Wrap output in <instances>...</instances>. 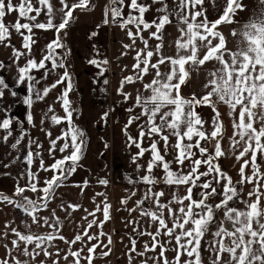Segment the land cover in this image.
I'll use <instances>...</instances> for the list:
<instances>
[{
    "label": "snow or ice",
    "instance_id": "6c2138e0",
    "mask_svg": "<svg viewBox=\"0 0 264 264\" xmlns=\"http://www.w3.org/2000/svg\"><path fill=\"white\" fill-rule=\"evenodd\" d=\"M211 3L218 13L214 20L207 15L205 0H110L103 9L102 23L117 25L125 31L131 43L124 44L123 48L135 52L131 74L120 81L117 93L125 101L133 100L127 109L129 113L140 109L129 116L122 131L128 147L138 150L132 162L138 171L145 172L139 180L129 178L128 182L147 187L141 196L132 191L120 203L131 217L124 221L125 226H131L136 236H147L149 240L138 250L137 239L129 234L130 247L125 246L124 252L127 264H136L137 257L141 258L140 264H264V0H257V9L244 23L237 19L247 9L244 0H223L222 6L217 0ZM93 7V0H0V45L12 48L13 62L17 64V87H26L23 103L28 109L27 123L35 126L31 111L34 103L44 100L63 84L65 87L57 102L64 115L54 114V108L49 106L41 124L50 119L54 125H66L55 138L46 131L49 141L46 152L53 162L48 164L44 159L40 151L42 143L29 139L24 156L27 169L18 177L12 196L0 192V203L13 205L31 220V224L24 222L22 230L11 227V223L4 225L5 231L0 237H6L10 230L15 238L9 241L11 248L9 243L3 244L5 254L0 257V264H94L97 256L106 259L114 254L113 233L104 231L105 224L112 219V205L106 193H96L104 199L99 203L93 200L96 207L92 211L84 209L86 214L81 219L87 223L80 225L71 239L62 234L63 222L56 209L49 210L57 190L67 186L66 182L77 172L87 147L86 133L74 122L77 110L70 99L74 84L66 63L71 51L61 33L74 22L77 10ZM150 12L155 13L151 20L146 18ZM12 13H16V18L6 22L5 18ZM174 22L178 35L166 43L165 29ZM237 24L240 27L230 31L235 38L234 47H230L220 26ZM36 30L54 34L39 60L33 55ZM13 32L22 38L21 48L12 45ZM145 32L148 38L144 37ZM137 40L142 48L136 47ZM150 40L155 43L150 44ZM121 55H127V51ZM22 57L27 60L20 66ZM88 63L97 67L98 74L103 76L110 62L91 58ZM210 63L213 66L206 73L203 93L183 95L182 86L191 72ZM5 67L0 62V69ZM57 69L63 72L56 81L37 87L41 80L32 74L34 71L44 70L42 79H47ZM149 76L151 79L144 82ZM138 82L142 83V90H137L134 97L124 91L127 85ZM103 83L107 85L109 81L104 79ZM8 87L0 78V101ZM11 95L15 97L17 93L12 91ZM220 105L226 106V115L231 117L232 134L227 140L232 155L240 163V178L235 182L217 163L229 154L223 146L225 113L220 111ZM203 108L211 109L213 115L205 119L199 111ZM49 113L53 114L49 117ZM107 115L104 113L101 119L106 120ZM14 123L11 116L0 118L3 133L0 143H8L13 137ZM134 123L138 129L136 136L129 132ZM26 135L22 132L15 137L11 148L17 149ZM146 139L148 147L143 146ZM170 151L171 160L166 159ZM146 153H150V159L146 165L139 164ZM19 159L17 156L12 162ZM173 164L177 166L175 169ZM154 169H160L163 174L156 175ZM41 171L51 175L41 179ZM20 179L25 181L23 186ZM88 183L85 180L74 186L81 188L83 194ZM98 183L107 186L109 182L100 179ZM245 184L252 185L246 200L241 198ZM27 191L41 195L39 199L29 198L24 195ZM133 197H137L135 206L127 208ZM215 197L219 199L213 200ZM236 200L244 207L231 206ZM58 207L70 216L81 205L61 201ZM45 210L49 215L40 216ZM133 212H138V217H132ZM31 225L47 226L49 231L33 232ZM213 225L216 228L211 232L213 239L209 243L206 237ZM94 227L96 232L91 231ZM56 241L67 247L61 248ZM13 251H18L19 256L13 255ZM169 251L174 253L172 258L167 255ZM205 251L210 253L207 262L203 256Z\"/></svg>",
    "mask_w": 264,
    "mask_h": 264
},
{
    "label": "crops",
    "instance_id": "0c3cea01",
    "mask_svg": "<svg viewBox=\"0 0 264 264\" xmlns=\"http://www.w3.org/2000/svg\"><path fill=\"white\" fill-rule=\"evenodd\" d=\"M148 2H150V0H148ZM93 3L95 7L91 10H77L74 14L76 19L65 32L69 49L71 51V55L67 58L66 63L71 69L70 72L74 84V91L70 93V99L79 109L77 123L86 133L87 147L85 148L84 158L81 160L77 172L66 182L67 186L61 187L57 190L56 198L49 204V210L52 208L56 209L57 215L63 222L62 234L68 239H71L75 233L80 230L79 226L82 224L86 225L87 223L81 219L86 214L84 209L92 211L96 207V203H99L104 199L102 196H97L96 193H106L108 201L112 205V219L105 224L104 231L113 233L114 254L106 259H101L97 256L94 264H127L124 252L125 246L130 247L129 234H132L133 238L137 239L138 250L149 240V237L147 236H136L132 233L131 226H125L124 221L131 219V217H129L128 211L125 210V206L120 203L121 199L128 196L132 191L137 192V197L141 196L147 187L142 183L131 184L128 182L129 178L139 180L140 176L144 175L145 172L143 169L138 171L137 165L132 162V156L135 155L138 150L135 147H128L127 138L122 131L129 116L140 112V109L135 108L132 113H129L127 109L133 105V100L129 99L125 101L124 97L117 93L120 81L123 77L131 74V68L135 62L133 60L135 52L123 48L124 44L131 43L125 31L121 30L117 25H104L102 23L103 9L110 3V0H93ZM217 3L222 6L223 0H217ZM244 3L247 5V9L244 12H241L237 17L241 23L246 22L257 9V0H244ZM154 7L159 6L156 5ZM205 7L208 9L207 15L210 19H216L218 13L213 9L211 0H205ZM154 14V12H150L146 14V18L151 20ZM15 18L16 13H12L7 16L5 20L6 22H10ZM41 19H43V17H41ZM21 22L23 23L26 21L21 20ZM239 27V24L220 26V30L228 39L230 47H234L235 41V38L231 37L230 31L233 28L238 29ZM134 30L135 29H133V31ZM93 32L98 34L92 36L91 34ZM165 33L166 43H171L175 40L178 35L175 22L173 25L166 27ZM143 35L145 38H148V32L143 33ZM53 38L54 34L52 31L44 32L42 30H36L35 39L37 43L33 45V55L35 59H41L45 45ZM11 43L16 48H21L22 38L13 32ZM149 43L153 44L155 41L150 40ZM136 47H143L139 40H137ZM166 50L171 52L174 49ZM57 51L61 52V50ZM125 51H127V55H121ZM11 53V47L0 45V62H4L6 65L4 69H0V78H3L9 86L8 89L5 90L4 99L0 101V118L11 116L15 119L13 125V137L10 138L8 143H0V192L9 196H12L14 192L18 177L20 174L24 173L28 167L24 162V156L27 151L25 146L28 140H37L43 144V148L40 149V151L43 152L46 162L51 164L53 161L46 152V149L49 147L46 131H50L52 137L55 138L66 129L65 124L54 125L51 123L50 119L45 120L43 125L41 124V120L44 119L43 114L47 112L49 106L54 108V114L60 116L64 115L61 104L57 102L59 94L65 87L63 84L58 85L57 88L53 89L44 100L34 103L31 111L33 113L35 126L27 123L26 115L28 109L23 103L27 91L26 87L23 85L17 87V64L13 62L14 58ZM91 58L109 60L110 63L105 66L107 71L103 76L98 74L99 69L97 67L88 63ZM26 60L27 57H22L19 61L20 66H23L26 63ZM125 66H127L126 69ZM212 66L213 65L210 63L199 70H193L187 83L182 86L183 95L190 97L193 94H202L204 91L203 86L206 83V73L208 70L212 69ZM50 67L51 65L49 64V68ZM62 72L63 69L52 71L48 74L47 79H42L44 76V70L34 71L32 74L37 79L41 80L40 85L37 87H43L51 85L57 80L59 74ZM104 79L109 81L107 85L103 83ZM150 79V76L145 77L144 82H147ZM137 90H142V83L138 82L133 85H127L124 89L125 92L131 93L133 97ZM12 91L17 93L15 97L11 95ZM144 94L148 95L146 92ZM219 108L222 113H225L224 124L226 138L223 141V146L229 154L226 157L220 158L217 163L222 165L223 170L228 173L235 182L240 178L238 175L240 163H238L232 155V149L227 140V136L232 134L230 123L231 117L226 115V106L220 105ZM199 111L203 112L205 119H208L213 115L209 108L199 109ZM104 113H108L106 120L101 119ZM52 114L53 113H49V117ZM142 122L143 121H140L138 123ZM22 132L27 133L25 140L22 141L17 149H12L11 143H14V138L18 137ZM129 132L133 136L137 135L138 129L136 123L129 128ZM2 135L3 133L0 132V136ZM171 142H175L174 137ZM148 143L149 141L146 139L143 146L148 147ZM105 145H107V147H105ZM17 156L20 157V159L13 163V159ZM57 156H59V154H57ZM172 156L173 153L170 151L166 159L171 160ZM149 159L150 153H146L138 163L146 165ZM5 165H8V167H5ZM35 167L34 164L33 168L35 169ZM176 167L177 166L173 164V168L175 169ZM154 173L158 176L163 174L160 169H154ZM39 175L41 179H43L50 176L51 173L41 171ZM100 179H107L109 182L108 185H100L98 183ZM85 180L89 182L88 187L83 194H81V188L75 187L74 185L82 184ZM19 183L23 186L25 181L20 179ZM238 187L240 186L238 185ZM251 188L252 185H243V191L241 193L242 199H248L247 193ZM24 194L33 199H39L40 196V193L34 194L30 191H27ZM137 197H133V199L129 201L127 208L135 206L134 201ZM13 199L16 198L13 197ZM218 199L219 197L213 198V200ZM93 200H95L96 203H93ZM61 201L79 203L81 207L78 211L72 212L69 216L58 207ZM231 206L239 208L244 207L239 200L233 201ZM39 215L48 216L49 211H41ZM97 215L100 219L103 218L101 213H97ZM218 215H222V213ZM132 217H138V212H133ZM89 219H92V217H89ZM25 221L31 224L30 218L25 216L13 205L0 203V234L5 231L4 225L6 223H11V227L22 230ZM226 226L230 227V225ZM215 228L216 226L213 225L206 237L209 243L213 239L211 232L215 231ZM31 230L37 233H45L49 231L47 226L40 227L38 225H31ZM91 231L96 232L97 229L94 227ZM14 238L15 237L11 234L10 230L6 237H0V257L5 254L3 244L9 243V241ZM56 243H58L61 248L67 247V245H64L60 241H56ZM75 247H79V245H76ZM169 247L171 248V245H169ZM9 248H11L10 243ZM97 251L99 252V249ZM13 255L19 256V252L13 251ZM148 255L152 256L155 255V253H149ZM167 255L169 258H172L174 253L169 251ZM209 255L210 253L207 251L203 253L206 262ZM20 258L28 259L27 257L22 256ZM140 259V257H137L136 264H140Z\"/></svg>",
    "mask_w": 264,
    "mask_h": 264
},
{
    "label": "trees",
    "instance_id": "16d2710c",
    "mask_svg": "<svg viewBox=\"0 0 264 264\" xmlns=\"http://www.w3.org/2000/svg\"><path fill=\"white\" fill-rule=\"evenodd\" d=\"M73 23V22H72ZM71 23V24H72ZM70 24V25H71ZM61 35H63L64 36V43L66 44V46H67V48L69 49V45H68V42H67V39H66V36H65V33H61ZM61 52H62V50H61ZM68 69H69V71H71V69H70V67H69V65H68ZM73 107L77 110V114H75L74 115V122L78 125V123H77V120H78V118H79V109H78V107L74 104V102H73ZM79 126V125H78ZM86 138V137H85ZM25 195V194H24ZM26 196V195H25ZM16 199H19L18 197H15Z\"/></svg>",
    "mask_w": 264,
    "mask_h": 264
},
{
    "label": "rangeland",
    "instance_id": "374dc122",
    "mask_svg": "<svg viewBox=\"0 0 264 264\" xmlns=\"http://www.w3.org/2000/svg\"><path fill=\"white\" fill-rule=\"evenodd\" d=\"M41 195V194H40Z\"/></svg>",
    "mask_w": 264,
    "mask_h": 264
}]
</instances>
